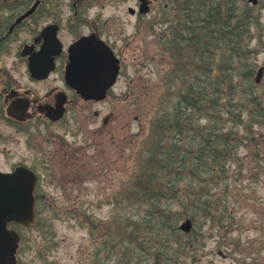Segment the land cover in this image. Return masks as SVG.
<instances>
[{
  "label": "rangeland",
  "instance_id": "374dc122",
  "mask_svg": "<svg viewBox=\"0 0 264 264\" xmlns=\"http://www.w3.org/2000/svg\"><path fill=\"white\" fill-rule=\"evenodd\" d=\"M169 1L172 3V0ZM190 1L179 0L177 5L182 4L179 10L172 6L171 12H151L136 26L138 36L124 48V73L118 84L125 91L124 99L119 102L113 99L108 104L107 110L114 112L110 125L114 132L100 134L98 129L102 121L95 122L92 119L90 126L85 127L88 132L86 140V133L76 138L67 135V140L76 141L77 171L72 177H60L47 187V195L51 196V200L45 203L46 207L40 208L38 223L22 232L19 264H126L121 258L122 248L110 252L108 243L116 245L119 242L113 239L114 233L110 234L107 230L110 225L113 228L120 227L126 214L134 215L137 218L135 221L139 215H145L138 202L126 203L121 193L128 187L130 175L138 169L139 159L144 156L141 145L149 135L153 118L164 111L162 105L166 101H162L163 97L166 96L168 104L173 105L177 101L175 96L181 93V83H176L169 90L163 87L164 71H171L174 65L169 56L162 55L157 40L162 32L168 33L170 37L172 30L169 24H176L175 13L185 12L184 8H188ZM101 3L108 14L124 16L126 35L136 30L133 26L135 19L128 12V7L135 4L134 0H125L118 8L110 7L107 1ZM225 3L215 0L216 6L221 5V9L223 6V11ZM99 8H95V11ZM235 11L241 16H250L252 20L248 30H241L243 36L238 41L241 52L247 55L235 60L239 69L236 73L237 82L243 87L247 82L242 77L245 71L254 70L255 76L256 71L264 67V0H260L255 7L247 0H238ZM166 17L168 23L164 22ZM222 53V50H217V58ZM254 86L255 93L264 96V79L261 84ZM239 90L240 96L234 99V109L243 107L241 121L244 125L233 124L234 129L246 136L248 133L254 141L246 140L236 156L226 162L227 175L223 183L212 185L211 194L218 199L214 202L218 206L215 221L203 214L199 220L193 221L192 237L186 236L185 249L180 250L179 258L173 264H264V116H260L258 122L250 123L252 115L255 116L259 110L255 114L253 105L250 107L251 113L248 112L249 108L245 110L241 103L245 95L241 93V87L237 93ZM225 103L226 100L222 102ZM217 109L221 110V107ZM227 117L223 115L222 120ZM215 120L208 126L207 133L212 131L211 126H220V121ZM199 123L198 126L205 127L208 121L203 119ZM120 125L124 126L122 132L119 131ZM184 126L183 133L177 129L170 132V140L178 142V146L186 152L191 151V145H196L199 139H194L195 130L187 129L185 123ZM195 128L198 130V127ZM56 131L64 135L65 130ZM2 161L0 157V168L4 169L6 167ZM178 165L173 167L176 169ZM189 182L186 176L182 184L186 186ZM126 205L129 206L124 210ZM174 206L177 207L176 204ZM110 236L113 240L108 242ZM135 257L136 264H155L144 256L142 261L138 254Z\"/></svg>",
  "mask_w": 264,
  "mask_h": 264
},
{
  "label": "trees",
  "instance_id": "16d2710c",
  "mask_svg": "<svg viewBox=\"0 0 264 264\" xmlns=\"http://www.w3.org/2000/svg\"><path fill=\"white\" fill-rule=\"evenodd\" d=\"M223 1H226L224 11L223 6L222 9L221 5L216 6L215 0H191L185 12L175 13L176 24H169L170 37L166 32L158 36L162 55L169 56L174 65L171 71H164L163 87L169 90L181 83V93L175 96L177 101L173 105L163 97L162 101H166L162 105L164 111L153 118L149 135L141 145L144 156L139 159L138 169L130 175L128 187L121 193L126 203L138 202L145 215H139L135 221L134 215L126 214L120 227L110 225L107 230L114 233L113 239L119 242L116 245L108 243L110 252L122 248L121 258L126 264H136V254L140 261L144 256L155 264H173L180 250L185 249L186 236L192 237V233L181 232V220L197 221L203 214L215 221L218 206L214 202L218 199L211 194L212 185L223 183L227 175L226 162L236 156L239 147L246 140L254 141L248 133L246 136L234 129L233 124L244 125L241 121L243 107L234 109V99L240 96L239 87L245 95L241 102L245 110L249 108L251 113L252 105L256 108L255 114L259 110L252 115L250 123L264 116V96L254 91V70L243 73L242 77L247 80L243 87L236 77L235 60L247 55L241 52L238 41L243 36L241 30L251 26V17L235 11L238 0ZM172 3L174 9H181L182 4L177 5L179 0H172ZM164 20L168 23L167 17ZM217 50L223 51L219 58ZM219 107L221 110L217 109ZM223 115H228L227 119L222 120ZM203 119L208 124L198 126ZM214 119L220 121V126H211L212 131L207 133ZM184 123L187 129L196 131L194 139H199L198 145H191L192 150L186 152L178 142L170 140V132L175 129L184 132ZM177 163L175 169L173 166ZM186 176L190 182L184 186L182 181ZM166 202L177 207L171 203L164 205ZM113 239L108 237V242Z\"/></svg>",
  "mask_w": 264,
  "mask_h": 264
},
{
  "label": "flooded vegetation",
  "instance_id": "af4514ba",
  "mask_svg": "<svg viewBox=\"0 0 264 264\" xmlns=\"http://www.w3.org/2000/svg\"><path fill=\"white\" fill-rule=\"evenodd\" d=\"M102 1L118 8L125 0H0V157L6 167L0 172H32L39 209L51 200L47 187L77 171L76 141L67 135L86 133V140L85 127L93 120L102 121L100 134H113L114 112L108 104L124 99L118 86L124 48L138 36L136 26L145 16L139 13L140 0H134L128 12L136 30L126 35L124 16L105 12ZM171 7L168 0L151 1L149 12H171ZM81 41L97 54L110 49L120 62L117 81L104 100H85L68 81L72 49ZM56 129H64V135Z\"/></svg>",
  "mask_w": 264,
  "mask_h": 264
},
{
  "label": "water",
  "instance_id": "95a60500",
  "mask_svg": "<svg viewBox=\"0 0 264 264\" xmlns=\"http://www.w3.org/2000/svg\"><path fill=\"white\" fill-rule=\"evenodd\" d=\"M249 1L258 3V0ZM146 11L147 9L142 13H147ZM93 50L84 41L73 47L67 72L68 81L85 99L100 100L106 97L108 88L114 84L118 65L109 49H103L100 54ZM263 72L261 68L256 77L257 83H260ZM34 190L35 177L32 173L22 170L14 174L0 173V264H18L16 253L20 235L9 229L8 225H32L35 218ZM192 227V221L187 219L180 229L190 233Z\"/></svg>",
  "mask_w": 264,
  "mask_h": 264
}]
</instances>
